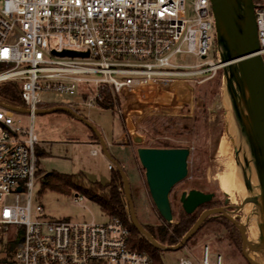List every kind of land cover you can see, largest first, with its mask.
Listing matches in <instances>:
<instances>
[{"label": "built area", "instance_id": "2783aa9c", "mask_svg": "<svg viewBox=\"0 0 264 264\" xmlns=\"http://www.w3.org/2000/svg\"><path fill=\"white\" fill-rule=\"evenodd\" d=\"M188 1L193 20L186 16ZM253 1L264 62V0ZM211 32V0H0V84L18 82L29 110L24 126L0 109V264H152L148 253L129 247V230L118 218L50 220L43 206L33 210L38 92L77 94L87 108H100L107 93L123 120L151 109L149 103L175 109L182 86L202 85L223 68L220 59L173 63L181 53L206 59ZM64 51L87 56L58 55ZM178 264H211L208 248L201 262L181 258Z\"/></svg>", "mask_w": 264, "mask_h": 264}, {"label": "rangeland", "instance_id": "374dc122", "mask_svg": "<svg viewBox=\"0 0 264 264\" xmlns=\"http://www.w3.org/2000/svg\"><path fill=\"white\" fill-rule=\"evenodd\" d=\"M185 11L188 20L195 18L196 14L190 1L186 2ZM210 36V50L206 59L181 53L173 58V63L195 66L219 59L222 63V57L227 55L218 44L216 33L211 32ZM231 82L234 85L232 77ZM185 86L186 90L175 109L166 111L157 103H149L146 108L151 109L143 110L142 114L134 115L128 120L121 119L115 110L85 107L80 103L77 94L39 91L38 98L45 106L70 107L96 127L109 154L126 172L136 217L142 226L156 227L162 220L149 194L145 170L140 164L132 141V129L143 138L142 147L154 148L167 144L171 148H187L190 151L188 175L170 193L173 213L177 215L183 210L180 197L184 192L199 190L213 193L216 206L228 208L230 214L243 223L248 241L254 246L251 234L252 231L257 232L256 216L254 213L249 216L246 209L242 211L243 202L249 205V201L246 199V188L236 166V152H239L242 159L241 142L234 120L226 117L230 111L235 115L227 76L222 68L208 85L191 87L186 83L182 88L185 89ZM210 86H216L217 93L210 94ZM14 116L15 121L21 119L22 125H28L27 113H15ZM137 122H142V128L137 127ZM238 125L243 131L239 122ZM34 127L40 139L37 152L39 178L46 173L57 172L65 175L83 173L88 180L102 184L111 180L112 172L108 169L111 161L103 154L93 130L83 121L66 112L56 111L36 114ZM93 149L98 152L95 156L90 153ZM228 191L233 192L234 197L227 195ZM122 192L124 195L123 189ZM77 198L74 191L68 194L49 188L42 190L37 178L32 206L33 210L38 205L43 206L45 218L50 220L68 219L89 223L108 221V217L96 203L88 198L77 203ZM196 211L200 216L204 208H198ZM175 221L173 218L172 222ZM226 235L222 225L217 221H210L204 224L183 248L161 250V260L163 264H178L181 258L201 262L207 247L211 264L217 263L218 256H221V264H249L242 253L239 233L237 245L232 244ZM1 248L2 251L5 249L3 245ZM247 251L252 258L253 251L249 248Z\"/></svg>", "mask_w": 264, "mask_h": 264}, {"label": "water", "instance_id": "95a60500", "mask_svg": "<svg viewBox=\"0 0 264 264\" xmlns=\"http://www.w3.org/2000/svg\"><path fill=\"white\" fill-rule=\"evenodd\" d=\"M211 5L217 41L227 55V57L223 56L221 60L222 64H227L223 67V71L229 81L232 105L236 118L248 139L257 170L258 199L256 204L258 209L257 226L259 230L257 249L249 243L243 223L238 218H234L226 207L204 210L177 245H160L138 222L126 172L111 157L96 127L67 106L38 109L36 110V114L56 111L66 112L74 115L93 130L101 145L103 154L115 166L122 178L123 190L132 224L155 247L160 250L181 249L200 230L208 217L221 215L239 230L242 241V253L247 262L249 264H259L250 257L247 251L248 248L252 251L264 250V62L261 55H259L260 45L257 37L255 4L253 0H211ZM58 55H69L72 57L87 56V54L70 51L58 53ZM231 77L235 87L232 85ZM0 107L14 113L29 112L27 109L7 105L1 101ZM130 133L140 164L145 170L146 183L152 202L158 210L159 215L165 221L172 222L173 211L170 203V193L188 175V157L190 151L187 148L142 147L143 138L138 135L135 129H132ZM213 198V193L191 190L181 195L180 202L185 213L192 214L201 205L210 202ZM244 206L245 202H243L242 208ZM13 248L14 245L12 246Z\"/></svg>", "mask_w": 264, "mask_h": 264}, {"label": "trees", "instance_id": "16d2710c", "mask_svg": "<svg viewBox=\"0 0 264 264\" xmlns=\"http://www.w3.org/2000/svg\"><path fill=\"white\" fill-rule=\"evenodd\" d=\"M219 71L222 70L220 69L217 72ZM212 79L207 80L203 84L208 85L212 81ZM210 88V94L217 93L216 86L215 88L210 86ZM102 96L103 101L100 105V108L103 110L116 111L111 95L104 93ZM0 101L7 105L26 109V105L23 99L21 98L20 85L18 82L15 81L0 84ZM50 107H52V105H38V109H48ZM136 125L137 127L142 128V122H137ZM94 136L97 139L95 134ZM154 148L171 147L167 144H162L159 146H155ZM111 172V180L106 184H102L98 181L88 180L83 173H78L76 175H65L57 172H50L46 173L42 178H39L38 169L36 175L42 185V190L49 188L57 192H63L68 194L74 191L77 197L88 198L92 202L96 203L99 206L101 212L108 218H118L129 230V247L148 253L152 259V264H163L161 260V250L152 245L130 221L128 204L126 203L125 194L123 195L122 192V178L116 169L112 170ZM216 207L218 206H216V203H214L212 199L210 202L201 205L199 208L209 209ZM198 217L199 216L197 211L192 214H187L184 210H182L177 215L173 213V218L176 219L175 223L167 222L160 216L162 220L161 224L157 225L156 227H143L160 245L175 246L181 241V239L185 236L189 229L195 224ZM210 221H217L219 225H222L227 232L226 238L229 239L232 244H238L237 237L238 233L240 236V232L230 221H228L221 215H214L208 217L204 221L202 226L206 223H209Z\"/></svg>", "mask_w": 264, "mask_h": 264}, {"label": "bare ground", "instance_id": "6f19581e", "mask_svg": "<svg viewBox=\"0 0 264 264\" xmlns=\"http://www.w3.org/2000/svg\"><path fill=\"white\" fill-rule=\"evenodd\" d=\"M227 64H223L222 67L226 66ZM228 100V98H227ZM229 103V108L231 110V104L228 100ZM227 119H233L235 126L238 131L239 139L241 142V156L242 159L239 156V152H236V166L238 167L239 175L240 178L243 181V184L246 188V195L249 205H245L242 210H248L249 216L254 213L256 216V227H257V232L254 233L252 231V236L254 238V248H258V236H259V230L257 226V215H258V209H257V199H258V179H257V170H256V165L254 163L252 153H251V148L248 142V139L245 134H243V131L240 130L239 125H238V120L235 117V115L230 111V113L226 116ZM247 184V187H246ZM229 195H234L233 192L228 191L227 192ZM246 197V196H245ZM254 261H257L259 264H264V250H259L255 251L253 250V256H252Z\"/></svg>", "mask_w": 264, "mask_h": 264}, {"label": "flooded vegetation", "instance_id": "af4514ba", "mask_svg": "<svg viewBox=\"0 0 264 264\" xmlns=\"http://www.w3.org/2000/svg\"><path fill=\"white\" fill-rule=\"evenodd\" d=\"M186 193H188L187 191H186ZM226 194L227 195H229L227 192H226ZM229 196H231V197H234V195H229ZM181 198V197H180ZM209 209H211V208H209ZM204 210H207V209H204ZM229 210V209H228ZM243 211V210H242ZM201 215V214H200Z\"/></svg>", "mask_w": 264, "mask_h": 264}, {"label": "crops", "instance_id": "0c3cea01", "mask_svg": "<svg viewBox=\"0 0 264 264\" xmlns=\"http://www.w3.org/2000/svg\"><path fill=\"white\" fill-rule=\"evenodd\" d=\"M39 145H40V144H39ZM127 146L131 147V146H130V145H128V144H127ZM131 148H132V147H131ZM103 184H105V183H103Z\"/></svg>", "mask_w": 264, "mask_h": 264}]
</instances>
